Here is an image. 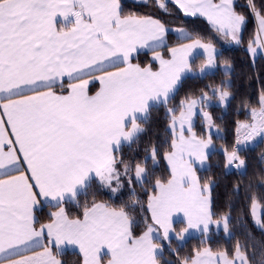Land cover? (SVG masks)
<instances>
[{"label":"snow or ice","instance_id":"snow-or-ice-1","mask_svg":"<svg viewBox=\"0 0 264 264\" xmlns=\"http://www.w3.org/2000/svg\"><path fill=\"white\" fill-rule=\"evenodd\" d=\"M151 3L171 14L170 0ZM248 7L255 57L257 48L264 52V4L248 0ZM174 9L206 19L224 42H243L248 20L234 0H174ZM167 23L126 11L122 0H0V264H64L66 247L78 249L81 264H161L164 242L171 248L173 238L183 241L193 230L204 246L177 264H248L239 243L232 251L210 246L213 227L229 233L230 217L213 211L211 182L198 174L216 152L217 125L207 109L226 107L229 87L210 85L169 107L182 77H203L217 66V49L183 28L170 46ZM197 49L204 53L198 69ZM158 107L168 114V139L139 160L125 157ZM245 107L234 145L219 149L226 172L245 167L242 145L264 141V92L259 107ZM161 160L166 176L155 174ZM125 186L128 201L101 198ZM249 199L254 224L264 229L260 201Z\"/></svg>","mask_w":264,"mask_h":264},{"label":"trees","instance_id":"trees-1","mask_svg":"<svg viewBox=\"0 0 264 264\" xmlns=\"http://www.w3.org/2000/svg\"><path fill=\"white\" fill-rule=\"evenodd\" d=\"M126 11H133L140 14H153L161 16L168 21V28H183L194 36H199L205 40H210L219 49L217 55L218 69L206 76L190 75L184 78L179 84L175 98L169 107L176 108L180 101L186 97H197L201 90H208L211 85L229 87L232 99L226 108L213 104L209 108L217 128L222 135L213 136L216 146V152L210 156L208 165L201 168L198 174L202 180H208L212 184L211 200L213 211L218 215H228L230 217L229 231L231 235L227 238L224 232L212 230L209 241L213 250L227 249L232 251L237 243L243 246L249 264H264V229L257 227L250 214V199L255 195L260 201L262 217H264V161H261L260 155L264 152V142L248 147L240 151L242 158L245 160V167L242 171H228L219 166L223 160L219 149L221 146L231 148L236 139V122L248 118L245 103L251 106L259 107V98L261 92H264V52L255 60L249 55L248 43L254 38L255 23L250 14L248 0H234L236 10L247 17L248 23L243 31V42L240 45L229 44L224 42L212 30L206 19L202 17H186L177 14L174 9V3L170 1L169 7L171 14L163 15L148 0V6H142L143 2L133 0H122ZM259 8L264 4V0H254ZM178 43V37L173 33L168 36V44L174 46ZM148 57L143 54L139 61L144 63ZM203 57L194 59V67L198 69ZM224 61L228 62L230 68L229 75H225ZM168 114L165 108H153L147 123H142L144 132L141 134L137 143L125 146V157L139 160L146 155L145 149L152 144H164L168 139ZM203 123L200 118L195 123V130L200 133ZM151 167V163H149ZM155 174L166 176L168 169L166 163L161 160L159 166L155 169ZM237 188L239 191H237ZM137 195L141 200L146 196L143 191L137 187ZM129 191L127 186L115 197L104 195L101 198L113 204L128 201ZM68 209L71 214L76 215L79 209L74 204H69ZM149 215L146 211L138 214ZM47 209L42 216L46 219ZM181 225L177 224V228ZM202 236H194L185 241L182 245L178 240L173 238L171 248L167 246L161 254V264H177V261L190 257L194 250L201 248ZM64 264H81V254L76 251H63L59 257Z\"/></svg>","mask_w":264,"mask_h":264},{"label":"rangeland","instance_id":"rangeland-1","mask_svg":"<svg viewBox=\"0 0 264 264\" xmlns=\"http://www.w3.org/2000/svg\"><path fill=\"white\" fill-rule=\"evenodd\" d=\"M133 1H135V2H143V0H133ZM171 2H173L174 3V0H170ZM187 17V16H186ZM215 45V44H214ZM216 47V46H215ZM194 52H196L195 53V55H194V59L195 58H197V57H200V56H204V55H201V50L200 49H197V50H195ZM200 52V53H199ZM262 53V51L259 49V48H257V54H256V56L255 57H252L251 55H250V53H249V55H250V57L252 58V60H255L260 54ZM225 68V67H224ZM231 68V67H230ZM218 69V64H217V66L213 69V70H211V72H209L208 74H210V73H213L215 70H217ZM213 104H216V105H218V106H220L218 103H216V102H214ZM229 104V103H228ZM228 106V105H227ZM226 106V107H227ZM222 107V106H221ZM226 107H223V108H226ZM208 111H210L209 109H207ZM198 118H200L199 116H196V117H194V125H195V123H196V121L198 120ZM200 120H201V122L203 123V121H202V119L200 118ZM222 135V133H221V131L217 128V130H214V134H213V136H216V137H219V136H221ZM262 142H264V141H261L259 138H256L255 140H253V141H249V142H247L246 144H244V145H242V147H241V150H243V149H245V148H248V147H254V146H256V145H258V144H260V143H262ZM208 165V162H207V164L203 167V168H205L206 166ZM243 169H241L240 171H242ZM233 171V170H232ZM211 188H212V184H211ZM210 195H211V193H210ZM257 212H258V214H260L261 216H262V210H261V207H259L258 209H257ZM175 219H177L176 217H174V220ZM252 220H253V218H252ZM254 222V221H253ZM258 227V226H257ZM214 231H217V232H222L223 230L222 229H220V230H216L215 229V227H214V229H213ZM198 234H200L199 232H197V231H195V230H193V231H191L190 232V234L189 235H187L186 236V238L183 240V241H179L180 242V244L182 245L183 243H185V241L186 240H188L189 238H191V237H194V236H197ZM225 234V233H224ZM231 235V233H230V231H229V233H227V234H225V236L228 238L229 236ZM158 239V238H157ZM166 245L165 246H167V242H164ZM249 264V263H248Z\"/></svg>","mask_w":264,"mask_h":264},{"label":"crops","instance_id":"crops-1","mask_svg":"<svg viewBox=\"0 0 264 264\" xmlns=\"http://www.w3.org/2000/svg\"><path fill=\"white\" fill-rule=\"evenodd\" d=\"M187 17H190V16H187ZM170 29H172V31H171L170 33H173L174 35H176L177 37H179V34L175 31L174 28H170ZM167 39H168V38H167ZM229 44L236 45L235 43H229ZM216 49H217V55H218V53H219V49H218V47H216ZM195 53H196V52H193V57H194ZM199 53H200V52H199ZM201 55H204V53H203L202 50H201ZM201 57L204 58V56H201ZM190 75H192V74H186L184 77H182L181 81H182L184 78H186L187 76H190ZM181 81L179 82V84L181 83ZM179 84H178V86H179ZM178 86H177V88H178ZM213 229H214V227H213ZM198 235H201V234H198ZM198 235H197V236H198ZM157 238H158V240L160 239L159 237H157ZM165 245H166V244H165ZM165 247H166V246H165ZM63 251H76V252L79 253L78 249L75 248V247H66V248L63 249ZM63 251H62V252H63ZM163 252H164V251H163Z\"/></svg>","mask_w":264,"mask_h":264},{"label":"built area","instance_id":"built-area-1","mask_svg":"<svg viewBox=\"0 0 264 264\" xmlns=\"http://www.w3.org/2000/svg\"><path fill=\"white\" fill-rule=\"evenodd\" d=\"M260 159H261V161H264V152L261 153V155H260Z\"/></svg>","mask_w":264,"mask_h":264}]
</instances>
